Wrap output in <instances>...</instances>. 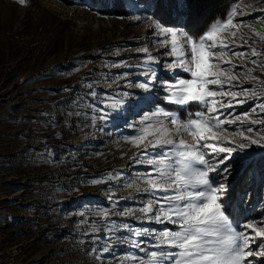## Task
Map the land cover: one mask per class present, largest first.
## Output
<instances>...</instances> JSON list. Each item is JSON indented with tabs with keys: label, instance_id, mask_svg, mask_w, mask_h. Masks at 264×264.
<instances>
[{
	"label": "rangeland",
	"instance_id": "374dc122",
	"mask_svg": "<svg viewBox=\"0 0 264 264\" xmlns=\"http://www.w3.org/2000/svg\"><path fill=\"white\" fill-rule=\"evenodd\" d=\"M160 1L25 0L21 4L0 0V264H137L125 257L150 258L130 240L155 251L151 247L155 233L175 229L149 219L163 201L153 204V212L141 211L153 199L146 180H158L155 167L146 161L160 159L158 148L144 145L157 137L158 121L172 133L169 138L192 144L193 137L177 134V126L162 114L144 117L159 106L175 111L178 121L186 120L187 112L198 111L199 105L190 102L180 107L164 101L168 93L163 82L180 72L179 67L167 65L179 53L164 54L173 38L161 34L155 25L190 29L194 39L205 30L190 23L189 16L178 17L180 4L175 9L165 7L160 16ZM233 10L237 13L233 25L239 27L220 28L213 39L242 45L236 50L249 55L245 59L229 53L220 58L236 65L220 78L236 76L231 91L253 88L256 97L264 99V72L257 67L264 57L250 52L253 48L264 52V2L235 0L227 15L211 25L225 20ZM176 39L183 44L179 33ZM220 66L230 67L228 63ZM149 69L155 70L158 79ZM180 74L190 78L188 73ZM150 81L148 91L136 86ZM223 87L229 90V85ZM125 92L131 95L124 96ZM256 97L251 93L235 100L215 97L225 103L232 100V107L219 109L220 120L228 113L233 114L227 116L229 121L240 117L224 123L226 131L214 129L215 134L231 140L227 146L248 144L243 154L239 149L232 154L235 168L224 199L237 226L246 220H264V148L260 147L264 131L257 130L264 124H252L264 119V113L251 112L261 102ZM105 113H111V118L101 120ZM245 113L250 114L245 118ZM141 128L145 129L142 141L133 143ZM233 129L249 140L230 136ZM208 142L226 146L221 141ZM142 229L155 233L135 236ZM109 245L110 252L104 253L102 249Z\"/></svg>",
	"mask_w": 264,
	"mask_h": 264
},
{
	"label": "snow or ice",
	"instance_id": "6c2138e0",
	"mask_svg": "<svg viewBox=\"0 0 264 264\" xmlns=\"http://www.w3.org/2000/svg\"><path fill=\"white\" fill-rule=\"evenodd\" d=\"M24 4L25 0H18ZM163 0L158 4L162 7ZM177 4L181 7L177 9L178 17L189 16L191 21L192 8L191 0H171V8H176ZM171 14V12H169ZM236 11L229 13L225 20H217L210 28L206 29L203 35L193 38L189 29L164 27L161 23H156L155 27L160 33L167 36L171 34L173 43L169 52L165 55L177 54L175 60L167 65L168 68H180V72L188 73L190 78L182 76L180 72H174V78L171 81L163 82L164 91L168 93L163 97L165 102L175 104L180 107H187L190 102L199 105V110L195 112L188 111L186 120L177 119L175 111H168L161 107H156L151 113L146 114L144 119H150L152 116L162 114L169 119L170 123L176 127V133H187L193 137V143L188 144L183 138L179 141L169 138L172 133L164 125L163 121H158L157 137L149 140L144 148L151 146L159 149L160 159H149L146 161L149 165L155 167V175L158 180L148 178L146 182L150 185L149 195L153 196L147 206L141 211L145 213L153 212V204L163 201L160 207L155 209V214L149 219L157 223H168L175 226L174 230H163L155 233V230L142 229L135 231V236L146 235L150 231L155 233L156 243L151 247L157 250L147 251L146 247H141L135 239L130 240L133 247L144 252L150 259L132 254L125 259L136 261L137 264H264V260L249 259L252 257L264 258V220H246L239 226L231 219L228 212V206L224 203L229 189V179L234 173L235 157L232 155L248 147L246 143H240L237 147L227 146L231 140L223 139L213 131H226L222 128L224 123H234L240 120L239 116H234L229 121L227 116L225 120H220L219 109L225 106L232 107V100L237 96L243 95L248 98L251 93L256 97V91L253 88H241L240 92L231 91L232 81L237 77L229 75L221 80L225 72H231L236 68L231 61H223L222 57L231 53L238 58H247L249 53L237 51L242 45H230L224 41L217 42L213 39L214 34L220 28L228 29L230 25L238 28L239 25H233V18ZM140 19V17H137ZM165 24H176L177 21H165ZM183 37V44L177 41V34ZM235 36V31L231 33ZM264 40V36H261ZM164 43H167L164 41ZM247 43V41H245ZM185 46H188L187 48ZM143 51H147L144 49ZM252 56L264 57V52L256 49L250 50ZM256 64L255 60L251 61ZM159 63V61H157ZM221 63H228V69L222 68ZM264 72V59L257 65ZM152 76L158 79L155 70L149 69ZM251 71V70H249ZM210 76L215 78L209 79ZM255 79V77H253ZM149 83H140L137 87L149 90ZM264 84V81L261 82ZM229 85V90H225L223 85ZM210 85H215L211 88ZM125 92L124 96H130ZM229 96L232 100L217 101L215 97ZM212 98V99H209ZM257 99H261L256 97ZM146 100L147 97H141ZM245 103L246 100L237 101ZM135 105V102H133ZM257 109L264 113V99L259 104L252 107L251 112ZM216 113V115H212ZM250 113H245V118ZM111 118V113H105L100 117L101 120ZM143 123V121H142ZM264 124V119L254 120L252 124ZM149 127H153L149 125ZM264 131V128L257 129ZM252 132L253 128H248ZM145 129L141 128L135 137L133 143L142 141ZM240 135L243 140H249L243 132L233 129L230 136ZM264 139V137H261ZM221 141L226 146H220V143H209L208 141ZM203 141V143H201ZM251 144H256V140H251ZM260 147L264 148V144ZM208 150V151H204ZM226 154V155H221ZM215 173V176H210ZM153 173H148L151 177ZM93 184L99 183L97 180ZM164 192L162 197H155V192ZM107 215V211L104 212ZM127 214V213H122ZM258 224L260 226H258ZM128 228V225H123ZM95 231V229H94ZM111 245L105 246L102 251L110 252ZM95 250V249H93Z\"/></svg>",
	"mask_w": 264,
	"mask_h": 264
},
{
	"label": "trees",
	"instance_id": "16d2710c",
	"mask_svg": "<svg viewBox=\"0 0 264 264\" xmlns=\"http://www.w3.org/2000/svg\"><path fill=\"white\" fill-rule=\"evenodd\" d=\"M165 1L166 0H163L162 7H158L157 13L160 16L164 14L161 13V11L163 12L165 7L171 8V0H168V4H166ZM234 1L235 0H191L192 8L190 9V12L194 19L192 18L190 23H197L200 31H204L216 18L223 19L227 15ZM160 3L161 1L158 4Z\"/></svg>",
	"mask_w": 264,
	"mask_h": 264
},
{
	"label": "bare ground",
	"instance_id": "6f19581e",
	"mask_svg": "<svg viewBox=\"0 0 264 264\" xmlns=\"http://www.w3.org/2000/svg\"><path fill=\"white\" fill-rule=\"evenodd\" d=\"M257 1H261V2H264V0H257ZM51 10H52V8H51ZM51 10H50V11H51Z\"/></svg>",
	"mask_w": 264,
	"mask_h": 264
}]
</instances>
